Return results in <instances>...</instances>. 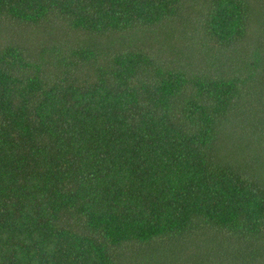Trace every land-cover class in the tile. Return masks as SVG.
<instances>
[{"label": "trees", "instance_id": "obj_1", "mask_svg": "<svg viewBox=\"0 0 264 264\" xmlns=\"http://www.w3.org/2000/svg\"><path fill=\"white\" fill-rule=\"evenodd\" d=\"M0 264H264V0H0Z\"/></svg>", "mask_w": 264, "mask_h": 264}]
</instances>
